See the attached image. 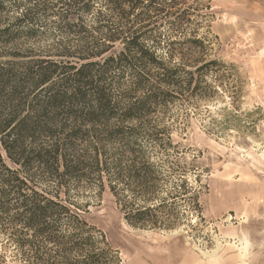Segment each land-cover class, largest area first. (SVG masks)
Segmentation results:
<instances>
[{
	"label": "trees",
	"instance_id": "1",
	"mask_svg": "<svg viewBox=\"0 0 264 264\" xmlns=\"http://www.w3.org/2000/svg\"><path fill=\"white\" fill-rule=\"evenodd\" d=\"M175 1L0 0V61L21 57L5 47L19 35L53 26L61 36L19 70L0 63V88L8 89L0 94V264L6 253L20 264H120L79 214L87 206L81 188L104 179L125 222L139 229L171 228L177 197L195 194L183 175L166 186L174 171L152 155L171 146L138 136L156 126V106L216 64L148 36L151 13L188 22L184 10L169 11ZM194 34L180 37L202 45ZM125 78L143 95L112 94L110 82ZM112 139L119 148H106Z\"/></svg>",
	"mask_w": 264,
	"mask_h": 264
},
{
	"label": "rangeland",
	"instance_id": "2",
	"mask_svg": "<svg viewBox=\"0 0 264 264\" xmlns=\"http://www.w3.org/2000/svg\"><path fill=\"white\" fill-rule=\"evenodd\" d=\"M175 2L169 11L184 10L188 22H162L151 13L148 36L159 34L162 48L172 41L174 49L216 64L204 69V82L195 74L189 90L174 91L175 98L156 106V126L138 136L171 146L152 158L174 171L166 186L183 175L195 194L177 197L171 228L139 229L125 222L104 179L103 187L81 188L77 199L87 206L79 214L104 235L120 264H264V0ZM180 32L195 33L202 45L182 41ZM60 38L53 26L19 35L5 47L21 57L0 63L19 70ZM120 48L116 44L114 51ZM110 83L114 95H143L127 78ZM110 141L106 148H119L118 140ZM2 251L0 239V256ZM5 261L20 264L7 253Z\"/></svg>",
	"mask_w": 264,
	"mask_h": 264
},
{
	"label": "bare ground",
	"instance_id": "3",
	"mask_svg": "<svg viewBox=\"0 0 264 264\" xmlns=\"http://www.w3.org/2000/svg\"><path fill=\"white\" fill-rule=\"evenodd\" d=\"M262 156V155H261Z\"/></svg>",
	"mask_w": 264,
	"mask_h": 264
}]
</instances>
